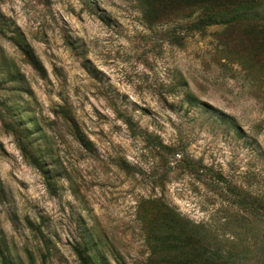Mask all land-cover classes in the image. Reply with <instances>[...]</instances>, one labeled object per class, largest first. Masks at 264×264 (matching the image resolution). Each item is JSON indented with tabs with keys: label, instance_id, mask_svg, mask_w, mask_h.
<instances>
[{
	"label": "rangeland",
	"instance_id": "obj_1",
	"mask_svg": "<svg viewBox=\"0 0 264 264\" xmlns=\"http://www.w3.org/2000/svg\"><path fill=\"white\" fill-rule=\"evenodd\" d=\"M0 12V246L15 264H33L29 253L82 264L89 239L111 264L187 259L191 247L165 246L185 225L173 211L209 248L264 264V208L257 218L235 205L229 186L264 203V41L226 25L193 32L192 17L149 22L140 0H2ZM15 115L43 129L35 145L50 181L25 158Z\"/></svg>",
	"mask_w": 264,
	"mask_h": 264
},
{
	"label": "trees",
	"instance_id": "obj_2",
	"mask_svg": "<svg viewBox=\"0 0 264 264\" xmlns=\"http://www.w3.org/2000/svg\"><path fill=\"white\" fill-rule=\"evenodd\" d=\"M2 0H0L1 3ZM145 12L146 19L149 22H158L163 17L171 15L178 16L180 18H191L192 21L187 24V29L193 32L205 31L208 27L214 25H226L227 27H239L249 31L250 37L255 40V45H260L264 41V12L262 7L264 0H140ZM7 21L4 19L0 12V35L5 33ZM243 29V30H244ZM169 36L176 42L180 43L182 37L175 33H170ZM22 48L27 56L28 61L33 67L40 72H43V65L38 56L26 45H22ZM264 54V48L257 51L254 56ZM194 101V100H192ZM61 113L64 117L69 119L70 127L76 139L86 148L91 150L92 143L86 137L84 132L79 127L75 119L69 114L66 107H61ZM29 123H34V127H29ZM37 121L32 118H27L26 123H22V119H19L15 115V123L13 126L14 134L19 143V146L25 156V158L36 168L42 170L46 174L48 181L52 179V175H48V171L45 168V161L43 151L36 149V136L42 135L43 129L37 126ZM169 148V147H164ZM182 164L184 168L192 173L214 175L218 181H225L224 176L218 172H214L212 168H208L205 165H197L194 161L188 158H182ZM231 192H233L235 199L233 203L242 207H250L254 205V214L256 217H261L260 213L264 203L262 199L255 198L254 201H250L247 197L242 196L235 186L229 185ZM160 206H164L163 202L158 200ZM251 208V207H250ZM165 211L168 212L167 208ZM177 222H184L180 235L174 237L176 246L168 241L166 236L161 237V240L165 241L164 245L167 248L174 246L180 250L185 247L192 248V254L187 259L181 257V254L176 255L173 258H167L165 261L171 262L170 264H239V260L234 251H227L225 253L209 248V245L203 244L200 237H197L194 233V226L191 222L183 219L179 214L177 215ZM172 244V245H171ZM101 245L93 239L86 241L81 247H77L76 251L79 255L82 264H111L106 255L100 248ZM181 252V251H180ZM11 255L0 246V262L1 264H15L10 257ZM30 259L34 264V257L32 253H29ZM162 263H164L162 261ZM124 264V263H120Z\"/></svg>",
	"mask_w": 264,
	"mask_h": 264
}]
</instances>
